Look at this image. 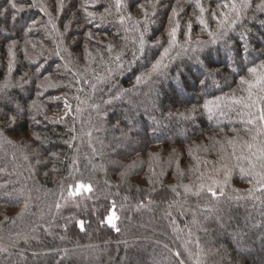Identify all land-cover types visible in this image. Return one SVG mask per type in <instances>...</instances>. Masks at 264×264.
Masks as SVG:
<instances>
[{
	"label": "trees",
	"instance_id": "16d2710c",
	"mask_svg": "<svg viewBox=\"0 0 264 264\" xmlns=\"http://www.w3.org/2000/svg\"><path fill=\"white\" fill-rule=\"evenodd\" d=\"M18 2L0 18V264H264V92L248 107L241 84L264 0Z\"/></svg>",
	"mask_w": 264,
	"mask_h": 264
},
{
	"label": "snow or ice",
	"instance_id": "6c2138e0",
	"mask_svg": "<svg viewBox=\"0 0 264 264\" xmlns=\"http://www.w3.org/2000/svg\"><path fill=\"white\" fill-rule=\"evenodd\" d=\"M5 5H0V18H6V17H8L10 15L11 20L12 21H16L17 18H18V15L25 11L24 7L22 6V3L18 2V0H5ZM196 5H197V7H200V0H196ZM120 6H121L120 0H116V7L119 8ZM233 8L235 9V5H233ZM259 8H260L261 11H264V5H260ZM204 11H205V9L203 7H200V12L203 13ZM172 12H173V14H175L176 13V9L173 8ZM87 15H88L89 18L95 19V16L92 13H88ZM200 23L204 24L205 21L204 20H200ZM188 28H189V30L191 29V23L188 24ZM177 29H178V26L171 28V30L169 31V36L171 37V40L169 41V46L170 47L172 46V41L175 40ZM4 32H5V29L4 28H0V33H4ZM223 35H224V33H220V36H223ZM212 42L215 43L216 41L213 40ZM225 45L227 47L226 42H225ZM157 46H161V45L158 44ZM139 51H141V52L145 51V49H144V40L142 38L140 39V49H139ZM9 52H11V47L9 48ZM168 52H169V49L168 48H164L165 55H167ZM197 63H199V60H197ZM160 64H161V61H157L156 64H153L152 65V71H156L160 67ZM259 68L262 70L259 73L257 71V68L249 69V72L252 73L256 77L254 82L253 81H249V80H245V79L241 80V84L242 85L243 84H247L248 85V89H249L248 101L250 102L248 104V107H254L255 106L254 103H251L252 95H253L251 90L255 86L259 85L260 86V91L264 92V63L259 65ZM37 72L38 73L40 72L39 66H37ZM136 79H137V83H139L140 80H141V77L138 76ZM55 99H60V98L59 97H55ZM219 99L220 98H217V100H219ZM241 99H243V98H241ZM260 99L264 100V97H260ZM233 102L234 103H240V101L236 100L234 97H233ZM212 106L218 107L219 105L216 103V101H208L207 103H205L204 108L207 109L209 113H211L212 112ZM65 107L66 108L68 107L67 103L65 104ZM20 111H22V110L18 108L17 112L19 113ZM14 119L15 118H13V122H14ZM259 119L260 120H264V111L260 112ZM252 122L253 121L251 119L248 121V123H252ZM37 139H39V137H37ZM253 141H255V136H253ZM253 146L254 145L252 143L248 144L249 148H251ZM260 151H261L262 154H264V148L260 149ZM243 171H244V169H241V172H243ZM260 182L264 183V178H261ZM81 190H83V191H91V185H85L83 183H80V184H78L76 186L74 191H70L69 192V196H75V195L79 194L81 192ZM209 191L211 192V195L213 197H215L217 195V193L215 191H212L211 188L209 189ZM57 207H59V205H57ZM116 219H117L116 214L113 211L111 213V215H109L107 217V223L115 228L116 225H115L114 221ZM79 223H80L81 228H82L83 227V221H80Z\"/></svg>",
	"mask_w": 264,
	"mask_h": 264
}]
</instances>
